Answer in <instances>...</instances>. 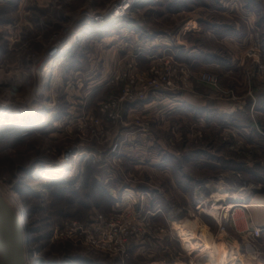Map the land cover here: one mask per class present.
Instances as JSON below:
<instances>
[{
	"label": "rangeland",
	"instance_id": "rangeland-1",
	"mask_svg": "<svg viewBox=\"0 0 264 264\" xmlns=\"http://www.w3.org/2000/svg\"><path fill=\"white\" fill-rule=\"evenodd\" d=\"M126 1L13 0L0 5V115L37 113L42 119L26 129L0 128V191L18 195L25 212L26 264H264V233L255 243L257 254L243 252L246 230L264 229L255 227L264 224V209L238 207L264 204V98L259 93L264 73L248 56L257 46L263 61L264 0L253 1L249 21L244 14L248 0H136L126 17L83 35L70 53L58 57L63 44L86 29L89 16L97 25ZM236 1L239 11L230 13L227 8ZM203 21L229 34L248 33L242 46L245 73L236 84H223L218 73L176 59L178 47L226 51L213 41L211 27L205 35ZM51 62L53 72L43 78ZM202 74L216 77L217 87L231 95L222 97L202 83ZM125 93V102L112 109L109 105ZM180 96L199 97L192 101L207 103L206 110L211 104L225 109L205 116L186 112ZM227 111L233 122L247 126H228ZM115 144L120 149L110 154ZM80 151L85 156L77 163L76 181L44 185L47 167ZM84 177L105 188L115 204L120 189L151 196L141 215L154 216L147 215L149 226L138 225L123 263L67 240H52L61 221H84L115 209V204L105 206L90 181L83 193L93 198L78 208L70 192L80 191ZM232 203L237 206L225 213ZM212 207L216 218L206 213ZM202 231L213 238L211 259L200 250ZM190 242L194 251L186 248Z\"/></svg>",
	"mask_w": 264,
	"mask_h": 264
},
{
	"label": "built area",
	"instance_id": "built-area-1",
	"mask_svg": "<svg viewBox=\"0 0 264 264\" xmlns=\"http://www.w3.org/2000/svg\"><path fill=\"white\" fill-rule=\"evenodd\" d=\"M12 1L13 0H0V5L8 4ZM114 12H116V8ZM126 15L127 14L121 12L118 17L124 18ZM254 47L249 50L248 56L256 60L259 64V69L264 73V54L263 61H260L259 58L261 54H258L256 51L257 46ZM200 80L202 83L217 88L218 93L221 94L222 97H229L231 95L229 92H224L217 87L216 77L211 74H202ZM165 84L166 86H170L168 80H166ZM127 97L128 95L125 93L121 97L115 99L109 106L112 107V109H118V107L125 102ZM119 149L120 144H115L110 150V154H117ZM126 192H130L132 195ZM150 198L151 196L147 192L139 193L123 189L119 198H117L118 201L115 204V209L110 212V214L95 213L92 217L84 221H61V227L54 230L52 240L57 238L67 240L75 246H83L87 253H101L114 256L123 263L128 258L131 239L136 238L140 232L137 230L139 228L138 225L143 223L149 226L148 218L151 217H147V215L154 216V214L141 215L144 201ZM17 213L21 216L25 212L17 210ZM263 233L264 229L262 228H251L246 230L244 234L245 242L243 243V252L246 254H257L255 243L261 239ZM27 247L28 246H26V249ZM26 249L25 252L27 253L28 251Z\"/></svg>",
	"mask_w": 264,
	"mask_h": 264
},
{
	"label": "crops",
	"instance_id": "crops-1",
	"mask_svg": "<svg viewBox=\"0 0 264 264\" xmlns=\"http://www.w3.org/2000/svg\"><path fill=\"white\" fill-rule=\"evenodd\" d=\"M253 1L254 0H248L249 4H247L245 7L247 13H244V14H245V18L247 19V21H249L254 16V13H253L254 3H253ZM228 7H229V9L227 8V10L230 13L234 12V11H236V12L239 11L237 1L231 2L230 6H228ZM201 24L204 26L206 25L203 29V32L205 31L204 32L205 35L207 32L206 31L207 28L211 27L212 32H213L212 33L213 41H215L217 46L222 45L223 48L225 47L226 51L224 50L223 52H220L221 54H218L219 52L217 50L212 52V51H207L204 48H196V47H188L187 48V46L184 48L178 47V51L175 53L176 59L178 61L185 63L186 65H188V67H190L192 69H195V70L197 69L198 71H213V72L218 73L222 79L223 84H226V82L236 84L239 79L242 80L243 74L245 73V69L243 68L244 60L242 57V46H244L247 43L246 40H247V34L248 33L245 34V32H244V34H240V35L235 34L234 35V34H229L227 29H224V28L220 27L219 25H210L205 21H203ZM186 28H188V27L186 26ZM205 28H206V30H205ZM195 30H199L198 27H196L194 29H190V32H193ZM231 35H234V36L232 37ZM243 38L245 39V41ZM251 40H252V38L248 40V43ZM253 73H254V71H253ZM229 80H231V82ZM259 93H260V96H262V98H264V86H263V90ZM179 98L183 99L181 101V103L183 104V106H184L183 108L186 112H192L194 114H198L201 116L202 115L205 116L206 113H208L209 111H216V112L220 111V112H222V110L225 109L224 104H216V105L211 104V106H208V110H206L205 104L207 105V103L200 104V103H197V102L195 103L192 101L193 98L194 99L197 98L199 100V97L190 98V96H188L186 98H182L180 96ZM261 103H262L261 105L264 107V99ZM260 110H263V109L261 108ZM223 114H224V116H226L227 120L231 119V121H232L234 119L233 114L230 113L229 111H227L226 113L223 112ZM219 116L222 117V113L221 114L219 113ZM220 121H222V120H220ZM222 122L223 123L225 122V124H226V120L222 121ZM227 125L228 126H235L236 128H238V126H240V127L247 126V125H243V124L238 125V124H236L235 120H234V122L232 121L231 124L229 123ZM121 192H122V189H120L119 194ZM126 193L128 194L130 192H126ZM255 227H264V224L256 225ZM200 243L201 242L199 241V244ZM190 244H193V243L190 242L189 244H186V245H190ZM193 245L195 246V244H193Z\"/></svg>",
	"mask_w": 264,
	"mask_h": 264
},
{
	"label": "bare ground",
	"instance_id": "bare-ground-1",
	"mask_svg": "<svg viewBox=\"0 0 264 264\" xmlns=\"http://www.w3.org/2000/svg\"><path fill=\"white\" fill-rule=\"evenodd\" d=\"M135 1L136 0H127L126 2L120 4V6L116 7V12H113V14L110 16V18L104 19V21L103 20L100 21V23H98L97 25H93V22H90V21H94V20H92L91 16H89L88 17V22L86 24V29L84 31H82V30L76 31L72 35V37L69 38V40L65 44H63V46L57 52L58 57L62 58V57H65L68 53H70L72 51V49H73L75 41L78 38L82 37L83 35H85V36L91 35L94 32L95 28L99 27V28L102 29V27H106V26H109L110 24H113V23L117 22L119 20L118 16L121 14V12H123V13L125 12V14H126V11L128 12V10L135 3ZM53 66H54L53 62H51L50 64H48L44 68V70L42 72V77L43 78H47L48 76L51 75V73L53 72V69H52ZM0 114H2L1 111H0ZM8 114L9 113L6 112V113L3 114V116L0 115V128H9V127L16 126V128L20 127V128H25L26 129V127H33V125L35 126L37 124L42 123V119H40V116L37 113H33V114L29 113L28 115H23V116L22 115L19 116V115L9 114L10 115V120L5 123L4 122V116H6ZM84 156H85V153L83 151H80L77 154H72V155L66 156V158L64 159V162L61 165L54 166V167H49V168L47 167V171L43 175V183H44V185L45 186H51L52 184L55 185V184H60V183H66L70 179H73V180L76 181L77 180L76 176H77V174L80 171V166H79L80 164L77 165V163L80 160V158H82ZM0 193H1L2 197H3V199L5 200V202L8 203L14 210H16V211L20 210V206H19V203H18V195L12 194V193H9V192H8V195H7V194H3L1 191H0ZM236 206L237 205H235V204H230L228 207H226L225 213L232 211V209H234ZM238 207L244 208V209L245 208H251V209L259 210V209H264V204L260 203V202H257V203H252V202L249 203L248 202V203H244V204L238 205ZM206 213L208 215H211L213 218H216L214 207L208 209L206 211ZM19 218L21 219L22 227L24 228L25 231L28 232V230H27L28 229L27 228L28 227L27 226L28 223H27V220H26L25 213L22 214L21 216H19ZM200 238H201V243H202L201 244L202 246L200 247L201 252L206 255L205 256L206 259H211V256L215 253V250H216L215 246L213 245L212 236L208 232L202 231V233L200 234ZM27 246H28V244H27ZM186 248L188 250L190 249V250H193V251L196 249V247L193 244L186 245ZM28 249L29 248L27 247L26 250H28ZM220 253H222V256H223L224 252H220ZM224 255L226 256V254H224ZM219 256H220V254H219ZM219 256H218V258H221ZM34 260L35 259H33L31 262H34ZM251 260H254V258L252 257ZM210 261H212V260H210ZM218 262H220V261H218ZM25 264H26V262H25Z\"/></svg>",
	"mask_w": 264,
	"mask_h": 264
},
{
	"label": "water",
	"instance_id": "water-1",
	"mask_svg": "<svg viewBox=\"0 0 264 264\" xmlns=\"http://www.w3.org/2000/svg\"><path fill=\"white\" fill-rule=\"evenodd\" d=\"M28 234L17 211L0 194V264H25Z\"/></svg>",
	"mask_w": 264,
	"mask_h": 264
},
{
	"label": "trees",
	"instance_id": "trees-1",
	"mask_svg": "<svg viewBox=\"0 0 264 264\" xmlns=\"http://www.w3.org/2000/svg\"><path fill=\"white\" fill-rule=\"evenodd\" d=\"M88 181H90V177H89V179H86L85 177H84V181H83V186L81 187V189H80V191L79 192H77V191H74V192H70L71 194L70 195H72V196H75V199H76V201H74L75 202V204L76 205H78V208L80 207V206H83V207H85L86 205H85V201H89L91 198H93V197H91V195H89L88 193H83V191L86 189V186H89L88 185ZM92 184H91V186H92V188H93V190L95 189L96 191V194H99L100 193V196H103V198H104V204H105V206L106 205H108V206H110L111 204L112 205H114L115 204V202L113 201V200H111V198L109 197V195H108V192L106 191V189L105 188H103L99 183H97L96 181H94V182H92V181H90ZM22 195L24 196L25 195V193H22ZM97 196H94V198H96ZM95 200H97V199H95ZM95 200H94V202H95ZM72 203H73V201H71ZM87 207V206H86ZM77 213H80V211L77 209ZM75 219V218H74ZM76 220H79V219H77L76 218ZM79 264H92L91 262H87V261H77Z\"/></svg>",
	"mask_w": 264,
	"mask_h": 264
}]
</instances>
